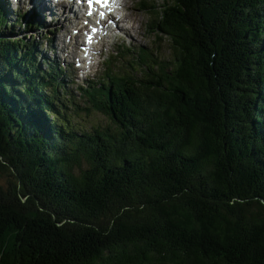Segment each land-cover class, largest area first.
<instances>
[{
	"label": "trees",
	"instance_id": "16d2710c",
	"mask_svg": "<svg viewBox=\"0 0 264 264\" xmlns=\"http://www.w3.org/2000/svg\"><path fill=\"white\" fill-rule=\"evenodd\" d=\"M161 1L173 61L144 51L146 79L81 87L86 107L0 38V264H264L239 191L264 164V0Z\"/></svg>",
	"mask_w": 264,
	"mask_h": 264
},
{
	"label": "rangeland",
	"instance_id": "374dc122",
	"mask_svg": "<svg viewBox=\"0 0 264 264\" xmlns=\"http://www.w3.org/2000/svg\"><path fill=\"white\" fill-rule=\"evenodd\" d=\"M142 1L143 0H124L123 3L125 4V6L121 7V9L119 10V12H123L122 27L124 29L117 28L118 30L112 33V42H109L106 46L103 47L102 55L91 54V56L89 55L90 57L87 59H84L82 57V54H78L76 52L79 43V37L72 32V30L74 29L71 23L66 22V18H49L46 17L45 13L43 12V14L40 16L34 15L33 17L27 19V26H31L32 23H35L34 21H37L40 24V28L37 27L36 29L26 30V32L30 31L32 32V34H34V36H37V41L38 39L42 40V42H40L38 46H35L37 47V51L40 54H45L44 50H46V55L51 60H55L56 64H59L62 67V70H60V72H64V67L62 66L63 62H65L67 67L72 66L71 68H69L71 74H68L70 79L66 78V81H70L68 86L72 92L74 90L73 94H76V101L77 103H79V105L85 106L84 104L90 105V103L85 101L86 98H83V96L81 95L82 93L77 90L78 85L88 82L93 85H97L98 87H102L103 85H105V83L100 82L101 75H104L106 78H108L109 83L111 82L112 84H114V79L118 78L119 80H121L122 78L131 76L132 74L135 75L136 78L143 76V78L146 79L145 73L147 69L150 68V62L146 60L141 64V67H138L139 58L143 55L144 51L153 52L154 57L158 59L173 61V58H171V53L174 56L172 43L166 37L160 39L158 35L153 34L151 32L152 29L149 26L153 18L155 17L151 15L149 8L153 5L159 8L158 4L162 5V1L148 0L150 1L149 6L146 5L145 7L141 6ZM8 3L15 9H17V11L21 10V14L24 17L26 15H31L29 4L24 6V4L18 2L17 0H8ZM6 7L11 11L8 4ZM17 11L16 13L9 12L7 18L10 20V14H17ZM156 19L157 16L155 20ZM56 24L57 26H65L60 30H56L54 33H50V36H45V32L49 31ZM13 28L15 34L10 33L12 31L10 28L5 30L4 33L0 30V38L8 41H14L20 40L22 39V37H24V39H26L28 42H32V35L31 37H29V34L25 36L23 35V33H18L17 28ZM33 30H36L37 34L36 31ZM28 42H25L23 45H21V48L25 53H27V55L31 54L34 50L31 49L32 45ZM52 46H54V51ZM53 52L55 56H57V59L53 57ZM44 60H47V58H45ZM70 62L75 63L79 71L74 65H70ZM107 67H109L111 71L108 70ZM60 74L61 77L59 78L63 80L62 73ZM71 76L73 77L72 79ZM62 82L64 83V81ZM217 84H219V82H217ZM249 103H253V101L251 100ZM68 110H74V108L71 107V109L69 108ZM99 112H102V108L99 109ZM96 114L97 117H101V114ZM243 115H245L244 111ZM251 116L252 121L249 116L246 119L243 118V121L253 123V115ZM22 117L25 118L26 115H23ZM88 119L89 118L87 117H83L82 121L78 122L77 124L84 127L83 124L87 122ZM104 121L106 122L107 118L104 117V120L102 122ZM15 123H17V121H15ZM15 123H12V126ZM215 142L218 145L217 142H219V139L215 140ZM6 160L9 164H11V158L8 157ZM254 162H256L255 166H258L257 175L258 178L262 177L261 181H256L251 185V187L247 185L244 187V189L239 188V191L241 193L243 191H246V195L249 193L250 200L255 198L256 200H261L264 203V199L262 198V191H264V164L258 160H254ZM212 185L214 186L215 184ZM234 199L238 200V197L234 195ZM238 202H240L242 207H245L246 204L249 203L251 210H258L259 205L255 201H241L240 199L238 200Z\"/></svg>",
	"mask_w": 264,
	"mask_h": 264
},
{
	"label": "bare ground",
	"instance_id": "6f19581e",
	"mask_svg": "<svg viewBox=\"0 0 264 264\" xmlns=\"http://www.w3.org/2000/svg\"><path fill=\"white\" fill-rule=\"evenodd\" d=\"M19 1V0H17ZM24 1H30L29 2V9L31 10L30 13H37L39 15H42L43 12L45 13L46 17L49 18H62L65 16V14H62L58 7L56 5H54V3L52 2V0H24ZM20 3H22V1H19ZM61 5V4H59ZM62 5H67L66 3H62ZM68 7V6H67ZM67 10V9H66ZM72 7H70V11L71 12ZM73 12L75 10H72ZM76 26V25H74ZM17 143V142H16ZM20 144V143H19ZM9 190V189H8ZM79 194V193H78ZM50 224V223H49ZM11 227V226H10ZM12 229V228H11ZM5 230V229H4ZM6 232V230H5ZM13 232V231H12ZM7 234V233H6ZM13 236V235H12ZM16 236V235H15ZM88 236V235H87ZM77 237V236H76ZM93 237V236H92ZM88 243V242H87ZM98 243V242H97ZM243 244V243H242ZM99 246V245H98ZM103 247V246H102ZM100 248V247H99ZM248 248V247H247ZM81 252V251H80ZM16 263V262H15Z\"/></svg>",
	"mask_w": 264,
	"mask_h": 264
},
{
	"label": "water",
	"instance_id": "95a60500",
	"mask_svg": "<svg viewBox=\"0 0 264 264\" xmlns=\"http://www.w3.org/2000/svg\"><path fill=\"white\" fill-rule=\"evenodd\" d=\"M0 159L2 160V157H0Z\"/></svg>",
	"mask_w": 264,
	"mask_h": 264
}]
</instances>
